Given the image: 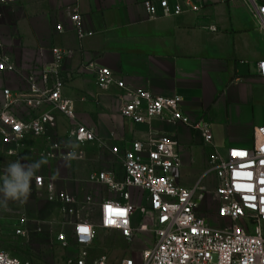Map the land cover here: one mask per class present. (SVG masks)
<instances>
[{
  "label": "crops",
  "instance_id": "1",
  "mask_svg": "<svg viewBox=\"0 0 264 264\" xmlns=\"http://www.w3.org/2000/svg\"><path fill=\"white\" fill-rule=\"evenodd\" d=\"M142 1L0 0V39L17 68L11 74L0 73V91L3 87L13 93L25 91L27 76L34 73L38 78L36 71L53 59L51 48L71 50L60 62V77L62 95L72 100L75 117L71 121L56 113L48 132L62 138L75 124L95 132L82 160H46L41 156L44 136H26L12 156L5 154L12 146L0 142V174L10 162L31 164L44 158L46 163L35 175L55 176L58 189L77 197L90 194L98 204L110 194L103 186L87 183L86 176L114 170L120 177L123 152L131 141L144 140L150 129L177 138V174L184 187L200 179L213 149L221 153L228 146H252L256 129L264 128V78L256 68L264 58V37L245 4L194 0L197 11L185 7L178 14L150 17ZM177 1L168 0L170 5ZM72 8L85 33L81 46L67 17ZM59 23L61 32L55 29ZM82 64L105 66L133 88L180 96L191 121L209 124L211 141L205 142L199 131L181 123L124 119L119 113L120 90L115 85L99 89L94 72L83 71ZM32 113L21 111L25 117ZM204 181L212 184L213 175Z\"/></svg>",
  "mask_w": 264,
  "mask_h": 264
},
{
  "label": "built area",
  "instance_id": "2",
  "mask_svg": "<svg viewBox=\"0 0 264 264\" xmlns=\"http://www.w3.org/2000/svg\"><path fill=\"white\" fill-rule=\"evenodd\" d=\"M236 1V0H226ZM248 8L255 29L264 37V0H240ZM150 17L178 14L188 8L197 11L194 0H179L170 5L168 0H143ZM75 31L78 44L85 33L80 15L75 8L67 15ZM55 29L61 32L62 24ZM53 59L43 64L35 74L27 76V89L13 93L9 87L1 89L0 142L10 145L7 155H17L26 136H44L46 144L41 156L46 160L72 161L84 159V147L95 140L92 128L83 124L71 126L60 138L49 133L55 125L56 113L68 120L75 117L72 100L62 95L61 61L72 52L51 48ZM83 71H93L99 89L115 85L119 90V113L124 119L149 124L154 118L181 123L201 133L205 142L212 139L205 120L193 122L183 112L180 96L158 95L127 86L105 66L82 64ZM257 74L264 78V58L256 62ZM15 63L0 39V73L16 71ZM22 110L34 112L25 117ZM179 142L169 133L154 129L144 140L130 142L121 157L122 174L113 170L89 173L85 181L103 186L109 198L95 204L90 194L76 198L56 187L57 177L35 175L33 189L38 195L59 206L56 240L63 247L76 249L68 262L86 264L87 248L95 238V228L118 231L132 240L138 233L150 231L153 242L141 250L138 257H124L120 264H264V128L255 131L250 147L228 146L223 152L213 149L207 157V166L200 179L189 187L180 183L177 169L180 165ZM112 151H116L115 148ZM213 175L214 182H205ZM96 206L97 224L84 219L80 209ZM206 205L209 215H200ZM80 207V208H79ZM138 212L140 219L134 221ZM144 216L149 220L147 224ZM216 221L211 223L209 219ZM40 231V226L34 227ZM13 232H29L26 215L19 216ZM66 234L71 243L67 242ZM99 256L94 264H105ZM0 264H29L0 248Z\"/></svg>",
  "mask_w": 264,
  "mask_h": 264
},
{
  "label": "rangeland",
  "instance_id": "3",
  "mask_svg": "<svg viewBox=\"0 0 264 264\" xmlns=\"http://www.w3.org/2000/svg\"><path fill=\"white\" fill-rule=\"evenodd\" d=\"M79 211L84 219L97 224L94 204L86 205ZM22 214L27 217L29 232L17 235L13 232V228ZM57 214L60 217L59 206L45 197L39 196L37 191L30 187V194L26 202L9 200L6 207H0V248L29 264H71L68 260L74 256L76 249L68 245L63 247L56 240V232L61 229V226L57 224L59 217L54 218V215ZM199 214H210L206 205L200 208ZM133 219L138 223L140 219L138 212L134 214ZM209 220L211 223H216L212 218ZM144 221L149 223L146 216H144ZM37 225L40 226V231L34 230ZM66 238L67 242L71 243L68 234H66ZM153 239L150 231L140 232L132 240H127L118 231H105L96 227L95 238L87 248L88 256L85 263L94 264L99 256L104 255L106 257L105 264H120L124 257H138L141 250L148 247Z\"/></svg>",
  "mask_w": 264,
  "mask_h": 264
},
{
  "label": "clouds",
  "instance_id": "4",
  "mask_svg": "<svg viewBox=\"0 0 264 264\" xmlns=\"http://www.w3.org/2000/svg\"><path fill=\"white\" fill-rule=\"evenodd\" d=\"M44 158L31 164L19 160L10 162L0 174V207H6L9 200L26 202L30 194V183Z\"/></svg>",
  "mask_w": 264,
  "mask_h": 264
}]
</instances>
